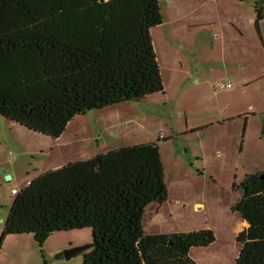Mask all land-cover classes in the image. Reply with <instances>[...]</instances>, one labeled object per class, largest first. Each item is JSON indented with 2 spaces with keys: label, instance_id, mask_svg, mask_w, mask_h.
Wrapping results in <instances>:
<instances>
[{
  "label": "trees",
  "instance_id": "16d2710c",
  "mask_svg": "<svg viewBox=\"0 0 264 264\" xmlns=\"http://www.w3.org/2000/svg\"><path fill=\"white\" fill-rule=\"evenodd\" d=\"M263 3H255L253 22L260 40ZM162 23L158 0H0V115L57 139L78 114L162 94L150 33ZM157 143L98 153L30 180L11 204L0 249L10 235L32 234L42 247L55 232L90 229L83 264H197L189 252L212 244L211 230H142L146 208L167 199ZM260 175L239 185L233 210L247 227L236 236L235 264H264Z\"/></svg>",
  "mask_w": 264,
  "mask_h": 264
},
{
  "label": "rangeland",
  "instance_id": "374dc122",
  "mask_svg": "<svg viewBox=\"0 0 264 264\" xmlns=\"http://www.w3.org/2000/svg\"><path fill=\"white\" fill-rule=\"evenodd\" d=\"M259 0H158L163 23L151 30L164 93L91 109L57 139L0 115V234L11 204L39 174L126 145L157 142L167 199L150 204L144 234L209 229L215 241L193 247L197 264H235L247 227L233 207L247 174L264 173V48L254 20ZM264 41V17L259 21ZM230 84V87L222 85ZM163 134L165 138H159ZM10 176V178H7ZM91 230L10 235L0 264H83ZM62 254L61 258L58 256Z\"/></svg>",
  "mask_w": 264,
  "mask_h": 264
},
{
  "label": "water",
  "instance_id": "95a60500",
  "mask_svg": "<svg viewBox=\"0 0 264 264\" xmlns=\"http://www.w3.org/2000/svg\"><path fill=\"white\" fill-rule=\"evenodd\" d=\"M263 7H264V3H263ZM260 177L264 180V173H262L260 175ZM7 178H10V176H8ZM90 245H87V246H84V247H80V248H76V249H70V250H67L64 252L63 254V257L65 259H69L71 258L73 255L81 252V251H84V250H87L89 248Z\"/></svg>",
  "mask_w": 264,
  "mask_h": 264
},
{
  "label": "built area",
  "instance_id": "2783aa9c",
  "mask_svg": "<svg viewBox=\"0 0 264 264\" xmlns=\"http://www.w3.org/2000/svg\"><path fill=\"white\" fill-rule=\"evenodd\" d=\"M222 87H230V84L228 83V84H226V85H222ZM158 137H159V138H165V137L163 136V134H159ZM11 193L16 195V194L19 193V191H18L17 189H12V190H11Z\"/></svg>",
  "mask_w": 264,
  "mask_h": 264
},
{
  "label": "crops",
  "instance_id": "0c3cea01",
  "mask_svg": "<svg viewBox=\"0 0 264 264\" xmlns=\"http://www.w3.org/2000/svg\"><path fill=\"white\" fill-rule=\"evenodd\" d=\"M257 33V32H256ZM263 33H264V31H263ZM260 34H261V31H260ZM258 36V35H257ZM259 38V37H258ZM260 40V39H259ZM261 44H262V46H263V44H264V41H263V38H262V35H261ZM264 48V47H263ZM164 93V92H163ZM29 182V181H28ZM12 189H15V188H12ZM13 195H15V194H13Z\"/></svg>",
  "mask_w": 264,
  "mask_h": 264
}]
</instances>
